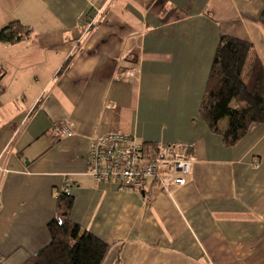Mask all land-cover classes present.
<instances>
[{"label":"crops","instance_id":"0c3cea01","mask_svg":"<svg viewBox=\"0 0 264 264\" xmlns=\"http://www.w3.org/2000/svg\"><path fill=\"white\" fill-rule=\"evenodd\" d=\"M264 0H0V264L48 245L55 192L72 181L70 220L108 246L101 264H264V124L226 146L199 115L220 36L264 68ZM88 23H91L88 26ZM68 121L73 136L57 139ZM227 121L219 128L224 130ZM110 132L182 144V186L121 191L86 173Z\"/></svg>","mask_w":264,"mask_h":264},{"label":"trees","instance_id":"16d2710c","mask_svg":"<svg viewBox=\"0 0 264 264\" xmlns=\"http://www.w3.org/2000/svg\"><path fill=\"white\" fill-rule=\"evenodd\" d=\"M258 23L264 28V9ZM31 35L29 27L12 22L0 30V43L13 45ZM251 51L246 41L220 36L199 108L208 128L229 147L253 125L264 124V68L256 56L247 62ZM222 120L227 121L224 130ZM55 198V216L47 223L50 241L23 264H101L107 244L70 220V194L56 191Z\"/></svg>","mask_w":264,"mask_h":264},{"label":"built area","instance_id":"2783aa9c","mask_svg":"<svg viewBox=\"0 0 264 264\" xmlns=\"http://www.w3.org/2000/svg\"><path fill=\"white\" fill-rule=\"evenodd\" d=\"M52 131L57 139L74 134L72 123L63 120L55 122ZM85 163L86 173L95 182L135 193H145L153 184L165 192L182 186L193 167V159L182 144L146 145L134 135L120 132L94 138L85 153ZM71 187V179L65 176L59 192L68 193Z\"/></svg>","mask_w":264,"mask_h":264}]
</instances>
